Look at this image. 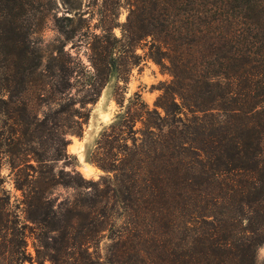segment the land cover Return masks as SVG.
Here are the masks:
<instances>
[{
	"label": "trees",
	"instance_id": "obj_1",
	"mask_svg": "<svg viewBox=\"0 0 264 264\" xmlns=\"http://www.w3.org/2000/svg\"><path fill=\"white\" fill-rule=\"evenodd\" d=\"M121 1L97 11L90 73L62 45L42 51L47 21L66 41L83 28L56 0H0V171L20 193L13 207L0 175V264H31L26 228L37 264H264V0H127L118 24ZM146 41L170 81L116 116L88 157L108 177L86 180L67 138L96 99L74 83L124 82ZM59 188L76 193L57 202Z\"/></svg>",
	"mask_w": 264,
	"mask_h": 264
},
{
	"label": "rangeland",
	"instance_id": "obj_2",
	"mask_svg": "<svg viewBox=\"0 0 264 264\" xmlns=\"http://www.w3.org/2000/svg\"><path fill=\"white\" fill-rule=\"evenodd\" d=\"M58 6V16H66L74 19L75 24L82 26V30L76 33L74 38L70 40H62L57 33L51 20L47 21L44 29L38 37L41 42V48L47 56L49 52L59 46H64L65 53L70 54L77 61H80L84 66V72L93 73L89 63V42L93 34H98L99 31L94 29L97 22V11L102 7V0H56ZM127 0L121 1V8L118 11V24H122L127 16ZM114 34L120 38V29L115 28ZM149 41V40H148ZM142 42L135 54L139 56L138 64L129 69L123 67V75L125 81H118L112 77L103 89L100 91L92 86L94 78L89 79V74L84 75L78 83H74V88L71 94L82 97L86 100L96 99L93 104H87L83 111L88 119L82 127V136L69 135V145L66 148L67 154L76 157V171L86 180L99 181L101 178H107L108 175L100 170L95 165L88 162L90 155H95L96 144L99 141L101 134L107 127L115 121L116 116L122 112H126L128 108H132L131 103H137L138 98L142 100L148 107L153 108L156 98L159 96V89L164 83L170 81V77L166 71L158 66L152 59L149 58V42ZM131 53L127 54V62L132 57ZM133 112V111H132ZM141 125L136 124L134 129H139ZM103 153V152H101ZM70 163L73 160L69 161ZM58 168L65 171L71 170L70 165L64 166L63 161L57 164ZM86 168L92 170L90 174L86 173ZM0 175L3 179V185L11 197L13 207H16L20 198V193L14 188L13 175L10 173L8 165L5 161L2 162ZM76 191L72 189L59 188L55 192L57 202H60L65 197L75 194ZM20 222H24L23 216L19 212ZM119 226V224H118ZM38 232H33L30 228H26V254L31 259V264L36 262V246L38 242L35 240ZM108 233L102 236L96 244L94 253L100 257H104L106 249L109 245ZM264 260V245L257 250V261L259 263ZM29 264V263H25ZM44 264H49L46 261Z\"/></svg>",
	"mask_w": 264,
	"mask_h": 264
},
{
	"label": "bare ground",
	"instance_id": "obj_3",
	"mask_svg": "<svg viewBox=\"0 0 264 264\" xmlns=\"http://www.w3.org/2000/svg\"><path fill=\"white\" fill-rule=\"evenodd\" d=\"M92 172V170L91 169H89V168H86V173L87 174H90Z\"/></svg>",
	"mask_w": 264,
	"mask_h": 264
}]
</instances>
